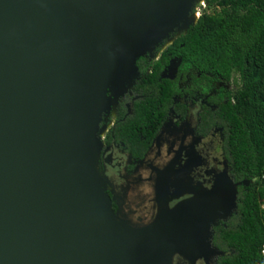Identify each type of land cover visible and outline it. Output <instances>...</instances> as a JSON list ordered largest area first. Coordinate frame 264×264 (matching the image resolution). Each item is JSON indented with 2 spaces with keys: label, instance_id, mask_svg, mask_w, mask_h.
<instances>
[{
  "label": "water",
  "instance_id": "95a60500",
  "mask_svg": "<svg viewBox=\"0 0 264 264\" xmlns=\"http://www.w3.org/2000/svg\"><path fill=\"white\" fill-rule=\"evenodd\" d=\"M190 1L0 0V264H209L223 255L209 228L236 207L227 175L210 190L187 185L177 155L150 165L154 193L134 202L133 190L105 191L86 154L110 77L152 59L167 25L171 43L185 34L196 22L176 28Z\"/></svg>",
  "mask_w": 264,
  "mask_h": 264
},
{
  "label": "trees",
  "instance_id": "16d2710c",
  "mask_svg": "<svg viewBox=\"0 0 264 264\" xmlns=\"http://www.w3.org/2000/svg\"><path fill=\"white\" fill-rule=\"evenodd\" d=\"M205 10L196 23L148 61L135 60L142 73L134 86L138 95L133 114L114 127L116 138L126 139L134 155L142 154L166 116L178 110L173 97L176 80L161 79L172 59L179 60V73L192 69L204 82L228 84L236 73L235 88H218L209 97L214 110L200 112V128L223 127V152L236 187V207L221 225L214 227L212 243L223 255L217 264H264V0H203ZM124 110L118 109V118ZM136 131L145 137L140 140ZM125 134L126 137H124Z\"/></svg>",
  "mask_w": 264,
  "mask_h": 264
},
{
  "label": "flooded vegetation",
  "instance_id": "af4514ba",
  "mask_svg": "<svg viewBox=\"0 0 264 264\" xmlns=\"http://www.w3.org/2000/svg\"><path fill=\"white\" fill-rule=\"evenodd\" d=\"M160 52L161 51L159 50L157 56L153 57L152 59H149V57L147 56L144 57L147 58L148 61L154 60L159 57ZM176 60V58L172 59V64H175L179 61ZM167 67L166 69H163L161 71L160 77L161 79L176 80V88L178 90V94L173 97V104H178L179 107L178 110H174L172 107L168 108L164 120L155 132L154 136L149 141L147 148L142 154L134 155L133 150L128 145L130 144L128 140L123 138H116V132L114 130V127L118 121H124L128 116L133 114V101L138 98V95L135 94L134 86L136 85V82H138L142 77V73L139 71V69H137L139 78L134 82L132 88L119 99L115 109L111 108L107 117L105 115H102L100 128L105 127V129L103 130V134L100 135L103 147L101 149L99 163L105 176L108 177L111 189H115V191L119 195H121L123 193V190L125 189V183L132 182L135 183V187L137 188L134 190L137 198L140 197V200L146 198L152 191V193H154V185L157 183L156 173L150 169V165L156 167L157 169L165 168V166L171 164V162L177 155L179 157H176V159L178 158L177 161L179 163L175 164L174 169L180 172L176 175V178L178 177L179 181H181V178L184 179V177H188V174L186 173L189 170H187L186 167L183 168V166H186L185 164L187 158L193 156L192 163L195 166L191 168L189 174L191 182L198 183L202 180H208L205 184L208 185L207 189L210 190L215 181H217L221 176H224L225 174L231 179L233 184H236V187L239 184L243 186L248 185L250 182L247 180H243L238 184L232 179L230 168L223 152V127L214 124L204 132L200 128L199 116L202 109L204 107H208L211 110L215 109V106L208 99L209 97L217 94L219 87H217L214 91L213 86L214 84H217L219 82L210 83L208 93L205 94L202 92V89L205 87L204 82L199 81L200 75L196 71L190 69L186 73H179L178 66L177 69H167ZM164 73L167 76L166 78H162V74ZM120 106L124 110V112L121 117L118 118V109ZM112 112H114V114ZM169 121H173L175 127V130H173L174 132H170L172 137L170 143L172 144V142L175 141L177 148H179L180 145L184 142L183 146L185 147L186 151V145L188 144V142L197 140L194 149L196 153L200 154L199 156H201L202 159L199 157H195L196 155H193L195 151H190V148L186 151L187 153L185 151H182L180 153L178 150L176 152H173V148L169 153L167 151V145L164 142L165 140L161 141L159 144V156H155V141L158 135L161 134V132L162 134L165 133L164 128ZM178 127L180 128L179 130L177 129ZM140 133L141 132L136 131V135L139 137V139L144 140L145 137H143ZM122 135L126 137L125 134ZM182 136L183 139L180 140L179 137L182 138ZM216 137H218L219 146L214 147L213 143ZM172 152L174 155H172ZM178 152L180 154H177ZM216 153H220L221 155L222 162H224L225 164V172L222 170V168L219 167V161H217L216 157L213 156ZM152 154L154 158L151 157ZM182 170L183 172H181ZM171 179L174 180V178ZM183 179L182 182L184 181ZM190 180L187 179V182L185 181V184L188 185V181L190 182ZM245 181H247L248 183L244 184ZM186 198H189V196L183 195L177 201L170 202L169 206L172 207L175 202L177 203L178 201ZM112 208L114 210L116 209L114 203H112ZM233 211L230 212V216ZM227 218L225 220H219L218 222H216V225L210 227V241L212 248H216L212 243L213 229L214 227L221 225L222 222H225ZM217 257L218 256H214V264H217ZM179 260H181L179 257H175L174 264H177ZM202 261V259H199L196 260L193 264H204ZM185 264L188 263L185 262Z\"/></svg>",
  "mask_w": 264,
  "mask_h": 264
},
{
  "label": "bare ground",
  "instance_id": "6f19581e",
  "mask_svg": "<svg viewBox=\"0 0 264 264\" xmlns=\"http://www.w3.org/2000/svg\"><path fill=\"white\" fill-rule=\"evenodd\" d=\"M195 3L203 4V0H191L185 9L184 12H182L181 17L178 20V26L176 29H178V34L183 33L184 29L191 25L192 23L196 22L199 13H194L193 9H195ZM170 38V39H169ZM166 42L163 44L164 47L167 45H170L172 39L171 36L169 37ZM149 44H146L144 48H148ZM164 49V48H162ZM139 78L138 71L132 67L129 66L125 68L122 72H119L117 74H114L110 77V83L108 86L109 93L107 95V98L105 99L103 106H102V112L107 117L109 114V111L111 108L116 107L119 99L124 96L133 86L134 82ZM114 111V110H113ZM114 114V112H112ZM105 127H102V129L99 131L98 135H94L92 138V144L91 146L86 150L87 158L94 168V171L98 177V181L101 185V187L105 191L111 190V186L106 183L103 179V170L100 167V154L101 149L103 147L102 142L98 139L100 135L103 134V130Z\"/></svg>",
  "mask_w": 264,
  "mask_h": 264
},
{
  "label": "rangeland",
  "instance_id": "374dc122",
  "mask_svg": "<svg viewBox=\"0 0 264 264\" xmlns=\"http://www.w3.org/2000/svg\"><path fill=\"white\" fill-rule=\"evenodd\" d=\"M202 10H205V4L203 3V4H196L195 5V9H193V11H194V13H200ZM172 32H173V29L171 28V26L169 25H167V27H166V29H164L163 30V32L161 33V35H160V38H159V43L157 44V45H155V47H154V49H153V51H152V56L153 57H156L157 56V53H158V51L160 50V46H161V44L166 40V38L168 37V36H171L172 35ZM147 56V55H146ZM148 57V56H147ZM238 79V77H237V74L236 73H233L232 74V79L230 80V82L228 83V84H219V83H217V84H214V86H213V88H214V91L216 90V88L217 87H220V86H224L225 88H227V89H229V90H233L234 88H235V80H237ZM100 122H101V120H98L97 121V125L100 127ZM165 133H163V134H159L158 135V137H157V139H156V141H155V156L157 155V156H159V144H160V142L161 141H163V140H165L164 142H165V144L167 145V151L170 153L171 152V150H172V148H173V152H176L177 150L181 153L182 151H185V147L183 146V143L180 145V147L179 148H177V145L175 144V141L174 142H172V144L170 143L171 142V140H172V137H171V134H170V132H174L173 130H175V127H174V123H173V121H169L168 122V124L165 126ZM178 130L180 129L179 127L177 128ZM167 130V131H166ZM169 133V134H168ZM186 136V135H185ZM181 137V136H180ZM179 137V139L180 140H182L183 139V136H182V138H180ZM174 140V139H173ZM196 143H197V140H192L191 142H188V144L186 145L187 147H186V149L188 150L189 148V150L190 151H195V149H194V147H195V145H196ZM213 145H214V147H216V146H219V140H218V137H216V139L214 140V143H213ZM192 149V150H191ZM153 150V151H154ZM186 150V151H187ZM185 151V152H186ZM173 152H172V155H174L173 154ZM179 153V154H180ZM187 153V152H186ZM193 155H196L195 157H199V158H201V156H199L200 154H198V153H196V151L193 153ZM213 156H215L216 157V160L217 161H219V167L220 168H222V170L224 171L225 170V164H224V162H222V159H221V155H220V153H216L215 155H213ZM152 158H154L153 157V154H152V156H151ZM172 157V156H171ZM179 157V156H178ZM190 157V156H189ZM192 159H193V156L192 157H190V158H187V160H186V166H183V168L184 167H186V169L187 170H189L186 174H188V177H184V179L186 178V180L188 179V180H190L191 178H190V176H189V174H190V171H191V168L193 167V166H195L193 163H192ZM197 159V158H196ZM202 159V158H201ZM178 160V159H177ZM203 161V160H202ZM177 163H179V162H177ZM180 166H182V165H180ZM221 170V171H222ZM225 172V171H224ZM223 174V173H222ZM107 179H108V177H107ZM208 181V180H207ZM206 180H202L201 182H198V183H196V182H191V180H190V182L193 184V185H199L200 187H201V189H203V190H208L207 188V184H205L206 182H207ZM203 183V184H202ZM248 182L247 181H245L244 182V184H247ZM125 188H126V191H127V193L129 192V194H131V191L133 190H135V189H137L135 186V183H125ZM170 189H171V191H170ZM170 189H169V192L170 193H174L175 191H176V187L174 188V187H170ZM113 193H115V194H117L118 195V193L115 191V189L113 190ZM184 195H187V194H184ZM183 196V195H182ZM182 196H179V197H177V198H175L174 196H173V198H172V201L171 202H173V201H177L179 198H181ZM187 196H190V195H187ZM132 200V199H131ZM133 201L135 202V201H138L137 200V197H134L133 198ZM133 202V203H134ZM176 203V202H175ZM175 203H174V205H175ZM219 220H222V219H220V218H218V219H216L215 221H214V224H211L210 225V227L211 226H213V225H216V222H218ZM209 230H210V228H209ZM181 260H179L178 262H177V264H185V262H187V261H185L184 259H182V258H180ZM174 262V261H173ZM204 264H205V262L204 261H202ZM208 262H209V264H214V256H210L209 258H208ZM188 264H190L189 262H187Z\"/></svg>",
  "mask_w": 264,
  "mask_h": 264
},
{
  "label": "built area",
  "instance_id": "2783aa9c",
  "mask_svg": "<svg viewBox=\"0 0 264 264\" xmlns=\"http://www.w3.org/2000/svg\"><path fill=\"white\" fill-rule=\"evenodd\" d=\"M260 253L264 257V245L262 246V249H261Z\"/></svg>",
  "mask_w": 264,
  "mask_h": 264
}]
</instances>
